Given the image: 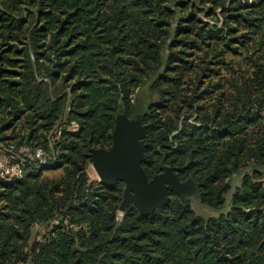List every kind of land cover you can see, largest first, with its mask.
<instances>
[{
    "label": "trees",
    "instance_id": "16d2710c",
    "mask_svg": "<svg viewBox=\"0 0 264 264\" xmlns=\"http://www.w3.org/2000/svg\"><path fill=\"white\" fill-rule=\"evenodd\" d=\"M121 111L193 195L118 218L87 165ZM0 143L49 156L0 177V264H264V0H0Z\"/></svg>",
    "mask_w": 264,
    "mask_h": 264
},
{
    "label": "water",
    "instance_id": "95a60500",
    "mask_svg": "<svg viewBox=\"0 0 264 264\" xmlns=\"http://www.w3.org/2000/svg\"><path fill=\"white\" fill-rule=\"evenodd\" d=\"M148 124L141 121V113L129 116L121 111L115 115L112 142L109 147H92L89 155L98 180L113 185L124 183L119 210L132 202L140 214H149L167 200L169 190L179 197L196 192L192 178L181 180L170 164L148 176L143 167L144 137Z\"/></svg>",
    "mask_w": 264,
    "mask_h": 264
},
{
    "label": "built area",
    "instance_id": "2783aa9c",
    "mask_svg": "<svg viewBox=\"0 0 264 264\" xmlns=\"http://www.w3.org/2000/svg\"><path fill=\"white\" fill-rule=\"evenodd\" d=\"M48 160L47 152L40 146L0 143V177L5 180L22 176L24 167L28 163L42 166L46 165Z\"/></svg>",
    "mask_w": 264,
    "mask_h": 264
},
{
    "label": "rangeland",
    "instance_id": "374dc122",
    "mask_svg": "<svg viewBox=\"0 0 264 264\" xmlns=\"http://www.w3.org/2000/svg\"><path fill=\"white\" fill-rule=\"evenodd\" d=\"M250 50L251 51L249 52V54L253 53V50L252 49H250ZM151 96L152 95L148 91L147 86L140 87L136 91L135 95L133 96V99H134L136 107H138L139 109L140 108H145L149 104V102L151 101V99H152ZM133 99H131V100H133ZM77 126H78V124L74 120H71L70 123L68 124V128L71 129V130L77 129ZM55 134H56L55 135L56 137L59 136V133L57 132V130L55 131ZM42 169L44 170L45 173H51L52 172V170L48 169V168H42ZM161 169H162V167H161ZM59 171H60L59 169L55 170L56 173L59 172ZM87 172H88L89 179H97L98 180L97 174H96V172L94 171V169H93V167L91 165V161L87 165ZM192 203L196 204V199H193ZM203 212L206 213V211H203ZM122 213H123V211H120L119 208H118V213H117L118 218H121Z\"/></svg>",
    "mask_w": 264,
    "mask_h": 264
}]
</instances>
